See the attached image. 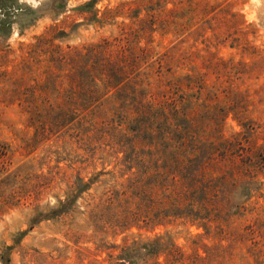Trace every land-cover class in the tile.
I'll return each instance as SVG.
<instances>
[{"label": "rangeland", "instance_id": "rangeland-1", "mask_svg": "<svg viewBox=\"0 0 264 264\" xmlns=\"http://www.w3.org/2000/svg\"><path fill=\"white\" fill-rule=\"evenodd\" d=\"M121 36L125 92L81 127L33 121L51 105L88 113L53 59ZM134 133L160 171L207 164L195 219L125 224L148 202L116 195ZM0 264H264V0H0Z\"/></svg>", "mask_w": 264, "mask_h": 264}, {"label": "trees", "instance_id": "trees-1", "mask_svg": "<svg viewBox=\"0 0 264 264\" xmlns=\"http://www.w3.org/2000/svg\"><path fill=\"white\" fill-rule=\"evenodd\" d=\"M89 4L91 2H85L83 6L86 7ZM112 46L116 48L111 49ZM128 50V41L125 36H121L114 38L113 42L103 40L101 43L88 44L81 49H75L73 52H70V55L62 53L59 55V58H54L53 60L55 61L57 70L62 71L66 67H69L70 75H68V78L73 81L76 88L74 85H69L68 91L79 89L80 95L83 96L82 100L85 103L81 104V108L83 110H89L87 111L88 113L82 114L83 111L78 106L70 103L68 104L69 109L60 108L58 111H55V115H51L53 110L51 105L46 109V113H41L40 111L35 113L31 117L33 121L40 122L41 124H52V127L55 125L56 128L75 121L79 123V127H81V121L83 120L90 122L91 118L96 115V109L99 107L101 101L112 97L113 94L111 93H115L120 87L126 84V80L123 78L124 72L126 71H123L122 66L117 65V60L122 58V56L125 57V53ZM125 59L122 58V60ZM71 70L74 72L72 73ZM58 77V74L54 73H51L49 76L51 83L55 86L59 82L57 81ZM120 91L125 92L123 88H120ZM57 92H59V87L57 88ZM133 104L136 105V102H133ZM57 105L60 104L57 103ZM145 106L150 107V104H144L143 107ZM140 118L138 117V119ZM146 119L149 120L151 117H147ZM133 121L137 122L138 120L134 117ZM92 128L91 126L90 129ZM133 128L131 129L133 132H140L142 127L136 123ZM167 128L165 131L166 134L169 130ZM142 136L140 133H134L131 137L126 138V140H129V143L125 144L130 150V154L125 155L122 160L125 168L120 172V177L125 174L128 175L121 183L120 190H116V195H121V197H124L126 203H128V199L133 198L135 193H145L148 202L146 204L134 202L135 207L125 212V216L123 217L125 224L130 227V224H138L139 222H143L146 225H157L161 224L164 220L169 221L174 218L195 219L200 211L194 208L192 204L197 202L199 199L198 195H200L201 200L205 199L203 195L209 196L208 189L210 190V187L208 186L212 183L210 179L212 172L210 174L209 172L206 175L204 174V166L207 164L205 165V162L200 161L197 162L196 168H192L187 163H181V160L177 161L175 159L173 163H170L167 158H164L163 166L165 168L163 167V171H160L159 168L161 166L158 165L160 158H157L155 153L149 151V156L144 157L147 154H140V151L135 149V140ZM125 144L121 145L118 143L120 148L125 146ZM192 161L194 159H188V162ZM145 163L148 166H145ZM135 166H145V169L138 170L135 169ZM197 167L200 168L201 182H204L207 186H196V183L200 184L199 180L196 179L199 175L196 172ZM133 168L135 169L134 171ZM91 179L83 182L82 187H77V190L79 192L87 191L92 184ZM73 187L75 188V186ZM67 198L68 200L65 203L59 201V208L54 210L56 212L55 215L70 210L71 202L76 197L71 198L72 200H69V197ZM198 204H202L201 201ZM158 239L160 238H155L152 247L157 248L158 244H160ZM134 245L135 243L132 244V247Z\"/></svg>", "mask_w": 264, "mask_h": 264}]
</instances>
